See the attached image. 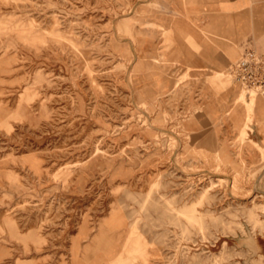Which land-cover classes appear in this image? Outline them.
I'll return each instance as SVG.
<instances>
[{"label": "rangeland", "instance_id": "1", "mask_svg": "<svg viewBox=\"0 0 264 264\" xmlns=\"http://www.w3.org/2000/svg\"><path fill=\"white\" fill-rule=\"evenodd\" d=\"M173 5L0 0V264H264L262 93Z\"/></svg>", "mask_w": 264, "mask_h": 264}, {"label": "crops", "instance_id": "2", "mask_svg": "<svg viewBox=\"0 0 264 264\" xmlns=\"http://www.w3.org/2000/svg\"><path fill=\"white\" fill-rule=\"evenodd\" d=\"M169 1L182 13V18L174 23L180 38L176 44H196L211 64L227 63L232 50L241 53L254 48L264 54V0ZM257 99L248 137L264 145V93Z\"/></svg>", "mask_w": 264, "mask_h": 264}, {"label": "built area", "instance_id": "3", "mask_svg": "<svg viewBox=\"0 0 264 264\" xmlns=\"http://www.w3.org/2000/svg\"><path fill=\"white\" fill-rule=\"evenodd\" d=\"M228 74L240 86L253 87L257 93H264V54L246 48L229 64Z\"/></svg>", "mask_w": 264, "mask_h": 264}, {"label": "bare ground", "instance_id": "4", "mask_svg": "<svg viewBox=\"0 0 264 264\" xmlns=\"http://www.w3.org/2000/svg\"><path fill=\"white\" fill-rule=\"evenodd\" d=\"M245 91V90H244ZM249 91V93H251V92H256V90L255 89H250V90H248ZM246 92V91H245Z\"/></svg>", "mask_w": 264, "mask_h": 264}]
</instances>
